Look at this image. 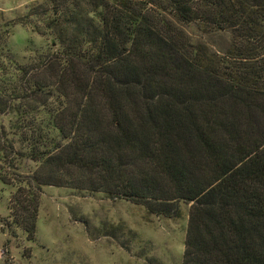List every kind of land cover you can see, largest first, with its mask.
<instances>
[{
    "label": "trees",
    "instance_id": "trees-1",
    "mask_svg": "<svg viewBox=\"0 0 264 264\" xmlns=\"http://www.w3.org/2000/svg\"><path fill=\"white\" fill-rule=\"evenodd\" d=\"M33 14L45 50L16 61L0 41L6 229L32 237L41 185L62 167L113 168L125 148L168 186L150 211L189 203L181 264H264V0H42Z\"/></svg>",
    "mask_w": 264,
    "mask_h": 264
},
{
    "label": "rangeland",
    "instance_id": "rangeland-1",
    "mask_svg": "<svg viewBox=\"0 0 264 264\" xmlns=\"http://www.w3.org/2000/svg\"><path fill=\"white\" fill-rule=\"evenodd\" d=\"M41 1L0 0V41L16 61L45 50L51 41L43 33L44 16H26ZM186 30L192 42L218 54L231 48L228 33ZM1 120L6 124L7 116ZM101 120L104 127L105 116ZM145 160L121 148L110 169L62 167L54 177L60 184L40 186L32 237L20 227L11 233L3 224L12 218L14 189L0 183V264H181L189 203L176 201L174 216L150 211L145 197L153 202L168 186ZM130 184L143 188L144 197L124 193Z\"/></svg>",
    "mask_w": 264,
    "mask_h": 264
}]
</instances>
